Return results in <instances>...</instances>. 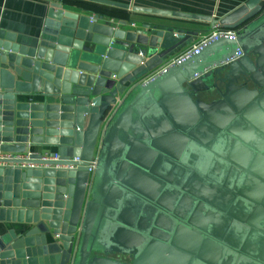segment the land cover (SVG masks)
I'll return each mask as SVG.
<instances>
[{
	"label": "water",
	"instance_id": "water-1",
	"mask_svg": "<svg viewBox=\"0 0 264 264\" xmlns=\"http://www.w3.org/2000/svg\"><path fill=\"white\" fill-rule=\"evenodd\" d=\"M85 1L243 30L174 64L205 31L58 1L38 38L0 29V264H264V0Z\"/></svg>",
	"mask_w": 264,
	"mask_h": 264
},
{
	"label": "crops",
	"instance_id": "crops-1",
	"mask_svg": "<svg viewBox=\"0 0 264 264\" xmlns=\"http://www.w3.org/2000/svg\"><path fill=\"white\" fill-rule=\"evenodd\" d=\"M58 1L67 10L82 9L91 14L114 18L119 22L132 24L174 25L192 31H205L212 28L209 23L198 20L169 18L165 16L124 10L85 0H0V29L15 34L17 42L24 44L42 34L46 13L50 2ZM131 7L148 8L169 12H182L199 16L222 18L247 0H107ZM200 35V39L204 34ZM197 39V40H198ZM31 152H56L55 149L31 148ZM2 157V154H0ZM6 157H10L7 155ZM24 157V156H21ZM8 229L13 225H7ZM20 230V227H17Z\"/></svg>",
	"mask_w": 264,
	"mask_h": 264
},
{
	"label": "built area",
	"instance_id": "built-area-1",
	"mask_svg": "<svg viewBox=\"0 0 264 264\" xmlns=\"http://www.w3.org/2000/svg\"><path fill=\"white\" fill-rule=\"evenodd\" d=\"M242 30H243V28H239L237 30L223 29L220 26L216 25L215 27L212 28V32L210 34L208 33L207 35L202 36V38H200L192 48L185 50L178 57V59H176L174 61V64L180 62L181 60L189 57L190 55H192L194 53H199L200 50L203 48V46H205L206 44H208L212 41L217 40L218 38L225 37V38H230V39H236L238 33H240ZM241 56H242V52H239L238 57H241ZM234 60H236V58ZM114 113H113V115H114ZM55 158H58V156L55 155ZM75 161L78 162V161H80V159L77 158V159H75ZM97 165H98V156H96L93 159V161L89 163V172L91 174H93L96 171Z\"/></svg>",
	"mask_w": 264,
	"mask_h": 264
},
{
	"label": "rangeland",
	"instance_id": "rangeland-1",
	"mask_svg": "<svg viewBox=\"0 0 264 264\" xmlns=\"http://www.w3.org/2000/svg\"><path fill=\"white\" fill-rule=\"evenodd\" d=\"M111 19H114V18H111ZM115 20H116V19H115ZM110 22H111V20H110ZM211 32H212V29H211L208 33L210 34ZM208 33H205L204 35H207ZM204 35H203V36H204ZM201 38H202V37H201ZM198 40H199V39H198ZM198 40H197V41H198ZM197 41L195 42V44L197 43ZM195 44H193L190 48H192ZM188 49H189V48H188ZM174 61H175V60H174ZM174 61H173V62H174Z\"/></svg>",
	"mask_w": 264,
	"mask_h": 264
},
{
	"label": "trees",
	"instance_id": "trees-1",
	"mask_svg": "<svg viewBox=\"0 0 264 264\" xmlns=\"http://www.w3.org/2000/svg\"><path fill=\"white\" fill-rule=\"evenodd\" d=\"M223 28V27H222ZM224 29V28H223Z\"/></svg>",
	"mask_w": 264,
	"mask_h": 264
}]
</instances>
